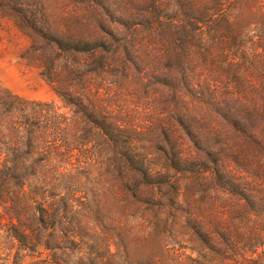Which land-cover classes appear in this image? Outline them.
Here are the masks:
<instances>
[{
	"label": "trees",
	"instance_id": "1",
	"mask_svg": "<svg viewBox=\"0 0 264 264\" xmlns=\"http://www.w3.org/2000/svg\"><path fill=\"white\" fill-rule=\"evenodd\" d=\"M91 2L104 14L95 24L107 31L109 41L66 39L40 26L37 33L70 53L93 55L109 47L117 54L121 48H129L126 58L135 65L154 58L153 46L168 44L170 51L161 57L173 61L172 71L186 81V90L211 105L238 130L248 133L264 150V0ZM105 21L115 26L108 27ZM126 69L132 73L131 66L126 65ZM226 72L232 75L230 81L238 90L221 92ZM52 85L63 96L56 84ZM86 94L67 98L72 112L68 114L54 101L29 99L0 83V264H264V250L258 251L264 240L253 244L250 258L236 254L229 244L221 251L215 248L213 235L200 220L194 222V233L210 252L166 250L163 237L158 236V246L145 254L132 247L131 229L111 217L107 222L100 219V225L93 222L91 230L93 210L81 198L90 189L91 142L97 138L106 149L121 155L117 160L120 169L141 177L135 191L142 186L170 183L169 171H165L170 168L212 170L222 181L227 161L213 158L220 149L203 152L215 166L200 160L203 154L195 162V158L187 159L179 151L163 164L164 172L156 171L147 158L133 153L136 141L129 134L140 128L98 119L94 112L98 107H91L90 87ZM176 96L177 103L189 110L181 112L180 123L187 124V118L198 124L202 119L193 115L197 111L190 113L186 93L177 89ZM184 130L195 139L192 129ZM170 145L176 147L175 142ZM227 183L230 192L246 200L245 208H251L253 200L248 190H239L230 178ZM126 185H131L130 180Z\"/></svg>",
	"mask_w": 264,
	"mask_h": 264
},
{
	"label": "rangeland",
	"instance_id": "2",
	"mask_svg": "<svg viewBox=\"0 0 264 264\" xmlns=\"http://www.w3.org/2000/svg\"><path fill=\"white\" fill-rule=\"evenodd\" d=\"M16 4L22 7L15 8ZM102 16L101 8L91 0H0V83L29 99L54 101L68 114L72 112L67 98H77L79 94L83 97L90 87L91 107H98L94 108L95 116L108 123L140 128L129 134L136 141L133 153L147 158L156 171L164 172L163 164L179 151L187 159L205 160L215 166L203 152L220 149L213 158L226 160L227 167L222 168L226 175L222 181L212 170L188 172L170 168L165 170L169 171L170 183L142 186L135 191L141 177L120 169L117 160L121 155L106 149L97 138L91 142L90 189L81 198L93 210L91 230L94 223L100 225V219L107 222L111 217L131 229L132 247L145 254L158 246V236L163 237L166 250L210 252L194 233V222L200 220L213 235L216 249L227 250L229 244L236 254L252 257L253 244L264 240V150L248 133L238 130L211 105L186 90V81L172 71L173 61L161 57L170 51L168 44L153 46L154 58L144 65H135L126 58L129 48H121L117 54L109 47L98 49L93 55L70 53L55 47L36 31L40 26L66 39L109 41L107 31L95 24ZM105 24L115 26L106 21ZM126 65L131 66L132 73ZM231 78L227 72L223 75L221 92L238 90ZM52 84L63 96L53 90ZM177 89L186 93L190 113L197 111L193 115L202 119L198 124L187 118V124L178 120L181 112L189 110L177 103ZM184 128L193 130L195 141ZM171 141L176 143L174 149ZM202 154L204 157L198 161ZM228 178L239 190H248L252 195L251 208H245L247 202L241 195L227 189ZM127 180L131 185H126ZM258 235L262 239L257 240ZM263 250L264 245L258 251Z\"/></svg>",
	"mask_w": 264,
	"mask_h": 264
}]
</instances>
